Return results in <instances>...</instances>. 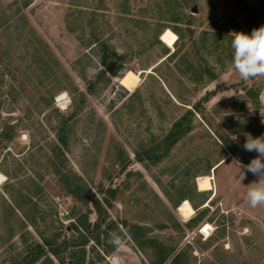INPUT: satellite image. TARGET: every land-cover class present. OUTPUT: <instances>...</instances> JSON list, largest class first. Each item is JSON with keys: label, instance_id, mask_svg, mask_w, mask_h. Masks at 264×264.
<instances>
[{"label": "rangeland", "instance_id": "rangeland-1", "mask_svg": "<svg viewBox=\"0 0 264 264\" xmlns=\"http://www.w3.org/2000/svg\"><path fill=\"white\" fill-rule=\"evenodd\" d=\"M261 25L264 0H0V264L37 246L34 264H70L74 247L50 250L78 242L79 221L84 264H159L149 241L165 264H264V206L246 198L258 177L240 167L258 155L247 135L264 136V77L231 65V33ZM183 117L191 132L168 149Z\"/></svg>", "mask_w": 264, "mask_h": 264}, {"label": "clouds", "instance_id": "clouds-1", "mask_svg": "<svg viewBox=\"0 0 264 264\" xmlns=\"http://www.w3.org/2000/svg\"><path fill=\"white\" fill-rule=\"evenodd\" d=\"M231 41L233 69L244 81L264 77V25L254 28L251 34L233 32ZM237 137L233 136V140ZM246 151H255L258 155L248 165H240L248 172L258 177L256 182L247 186V201L252 207L264 206V136L253 138L247 135L243 145ZM239 165V162H237ZM245 173L240 178V183ZM125 235L122 232L109 234L107 243L119 248L124 243Z\"/></svg>", "mask_w": 264, "mask_h": 264}, {"label": "trees", "instance_id": "trees-1", "mask_svg": "<svg viewBox=\"0 0 264 264\" xmlns=\"http://www.w3.org/2000/svg\"><path fill=\"white\" fill-rule=\"evenodd\" d=\"M108 54H105L104 58H103V63L104 66L108 65ZM118 71H116L114 73V76H117ZM105 74V73H104ZM225 88H223L222 86H217L215 92H211L209 94H207L206 98H204V100H209L211 96H213L216 91H225ZM261 95V90H258L255 92L254 97L256 99V101L259 100V97ZM197 108V106L195 107V109ZM186 124V126H185ZM191 121L187 120L186 117L181 118L180 120H178L171 132L169 133V135L167 136V145H168V149H171L172 147H174L180 140L182 137H184L185 135H187L188 133L191 132ZM8 134H4L2 132V134L0 135L1 137H5ZM61 143L65 144L64 140H60ZM207 192H200V194H206ZM87 195L85 196L86 199L89 200L90 196H91V192L89 191V193H86ZM94 206H96L98 212H99V217L101 218L102 212L100 210V206L101 203L96 200L94 202ZM102 222V221H101ZM102 226V225H101ZM121 226L123 227V230L130 235L133 240L139 245V246H143L144 245V238L142 235V228L138 227V226H133L131 224H129L127 221H122L121 222ZM110 229H114V227H112L111 225L108 226ZM75 230L79 233L80 235V239L77 240L78 242H68V241H64L63 245H60L59 247H56L51 251V253L57 257L60 258L61 253L64 251H67L70 247H74L76 250L75 252H73L71 254V258L69 260L70 264H84L85 263V250L84 247L87 245V243L90 241V236H86V232H89V227L87 225V222L83 223L82 221H79L78 223H76L74 225ZM97 228H100V223L97 225ZM100 237L101 234H99L97 236L96 242L98 244H100ZM149 243H151L153 245V247L162 254V259L159 262V264H165L168 261L169 258V253H167L165 251L164 245H162L161 243L154 242V241H149ZM80 252H77V251ZM44 254V250L41 246H37V249L35 252H32L29 257L26 259L25 264H34L36 263L39 259L42 258ZM177 263V259L174 260V262H172L171 264H176ZM62 264H65L64 262Z\"/></svg>", "mask_w": 264, "mask_h": 264}, {"label": "bare ground", "instance_id": "bare-ground-1", "mask_svg": "<svg viewBox=\"0 0 264 264\" xmlns=\"http://www.w3.org/2000/svg\"><path fill=\"white\" fill-rule=\"evenodd\" d=\"M64 98L65 97L62 95L61 97H59L58 102H61L62 100H64ZM179 213L183 216L184 219H190L194 214V209L192 208L189 202H184L179 208ZM210 230L211 226L207 224L203 229L202 233L209 234Z\"/></svg>", "mask_w": 264, "mask_h": 264}, {"label": "crops", "instance_id": "crops-1", "mask_svg": "<svg viewBox=\"0 0 264 264\" xmlns=\"http://www.w3.org/2000/svg\"><path fill=\"white\" fill-rule=\"evenodd\" d=\"M226 158L222 159L219 163H217L214 167L211 169V174L214 175L215 172L219 169L221 165H223L226 162Z\"/></svg>", "mask_w": 264, "mask_h": 264}, {"label": "water", "instance_id": "water-1", "mask_svg": "<svg viewBox=\"0 0 264 264\" xmlns=\"http://www.w3.org/2000/svg\"><path fill=\"white\" fill-rule=\"evenodd\" d=\"M194 12H196V10H194ZM114 69H115V64L111 63V64L109 65L107 71H108V73H109L110 75H113V73H114Z\"/></svg>", "mask_w": 264, "mask_h": 264}]
</instances>
